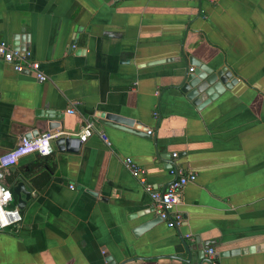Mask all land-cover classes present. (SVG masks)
<instances>
[{"label":"crops","instance_id":"0c3cea01","mask_svg":"<svg viewBox=\"0 0 264 264\" xmlns=\"http://www.w3.org/2000/svg\"><path fill=\"white\" fill-rule=\"evenodd\" d=\"M0 40L47 76L0 58V155L32 132L94 127L76 151L56 138L8 168L3 182L22 178L31 198L21 227L0 231V264H200L209 248L217 264H264V0H0ZM190 60L237 81L197 105L178 87ZM126 157L154 189L177 167L196 174L178 226Z\"/></svg>","mask_w":264,"mask_h":264},{"label":"built area","instance_id":"2783aa9c","mask_svg":"<svg viewBox=\"0 0 264 264\" xmlns=\"http://www.w3.org/2000/svg\"><path fill=\"white\" fill-rule=\"evenodd\" d=\"M0 58L7 64H10L18 73L25 71L34 72L39 81L47 79V76L40 70L39 62L30 58L28 50L12 48L0 40ZM190 70H193V68H190ZM69 111L72 112L73 110ZM93 132L94 127L92 122L87 121L77 137L80 142H85ZM148 133L150 134L151 131L149 130ZM99 135L107 145L110 144L104 133L99 132ZM58 136V132L46 130L37 136L22 137L13 148L0 155V231L18 229L21 227L23 221V215L17 206L12 186H8L3 182L6 171L25 156L34 154L44 157L50 155L53 150V140ZM172 156L176 157L177 154L173 153ZM123 164L134 177H137L143 188L148 192L155 215L170 227L178 226L183 218L181 213L177 211V207L182 202L185 186L196 179V174L184 172L177 167L174 172L175 176L163 189H154L145 180V170L140 165L135 163L130 157L124 158ZM207 254L211 260V264H217L215 261V251L212 248L207 249Z\"/></svg>","mask_w":264,"mask_h":264},{"label":"water","instance_id":"95a60500","mask_svg":"<svg viewBox=\"0 0 264 264\" xmlns=\"http://www.w3.org/2000/svg\"><path fill=\"white\" fill-rule=\"evenodd\" d=\"M21 40L23 37L21 36ZM18 49L25 50V46L18 45ZM190 64L196 66V69L188 71L179 83V89L184 92L187 98L192 99L194 103L200 105V103H207L214 99L218 94L222 93L226 88H230L231 85L235 84L237 77L233 74L231 70H228L226 66H221L219 68H213L207 64L201 63L199 60H190ZM58 127L57 122H51L48 125L49 129H55ZM38 132H32L28 134V138L37 135ZM149 137V136H148ZM78 141V146L80 141L76 137H66L60 136L55 140V144L59 145V149H66L69 151H76L78 146H74L72 141ZM12 191L16 196L17 206L22 210L27 201L31 198V190L27 188L24 180L19 178V181L12 187ZM22 194L24 197H22ZM154 212L153 208L151 209ZM156 217L160 219L157 215ZM263 249L262 245L249 246L241 249H234L227 252H222L220 256L235 255L238 253L246 254L254 251H261ZM199 259L202 260L200 264L206 262L211 264V260L205 259L203 257V252H198ZM110 258H107L108 262ZM111 264V263H107Z\"/></svg>","mask_w":264,"mask_h":264},{"label":"trees","instance_id":"16d2710c","mask_svg":"<svg viewBox=\"0 0 264 264\" xmlns=\"http://www.w3.org/2000/svg\"><path fill=\"white\" fill-rule=\"evenodd\" d=\"M14 197H16L15 194H14Z\"/></svg>","mask_w":264,"mask_h":264}]
</instances>
